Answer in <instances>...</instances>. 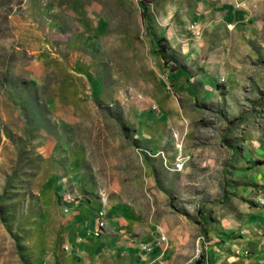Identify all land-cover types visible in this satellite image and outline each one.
<instances>
[{"label":"rangeland","instance_id":"obj_1","mask_svg":"<svg viewBox=\"0 0 264 264\" xmlns=\"http://www.w3.org/2000/svg\"><path fill=\"white\" fill-rule=\"evenodd\" d=\"M160 1L0 0V264H206L264 211V0Z\"/></svg>","mask_w":264,"mask_h":264},{"label":"crops","instance_id":"obj_2","mask_svg":"<svg viewBox=\"0 0 264 264\" xmlns=\"http://www.w3.org/2000/svg\"><path fill=\"white\" fill-rule=\"evenodd\" d=\"M193 1L200 11L217 13L225 23L238 21L242 24L248 19V12L244 8H248L252 0ZM242 3H245V7L240 6ZM177 6L178 4L174 0H162L154 9L158 18L167 24L166 26H170V30H172L171 24H174L171 23L173 18L177 20L180 17V13L176 10ZM165 34L173 39L171 38L172 32H168L166 29ZM185 47L188 50L195 49V46L191 44H187ZM262 200L264 199L262 198ZM262 200L261 206L264 207ZM242 211L245 219L243 216L231 214L218 222V229L215 230L218 233L213 235H215V242L220 243L206 247V264H264V211L246 207ZM246 211L249 212L246 213ZM99 224L102 225L101 220L98 226ZM75 229L83 231L87 227L77 224ZM161 240H166V236H161ZM163 243L165 244V242Z\"/></svg>","mask_w":264,"mask_h":264},{"label":"built area","instance_id":"obj_3","mask_svg":"<svg viewBox=\"0 0 264 264\" xmlns=\"http://www.w3.org/2000/svg\"><path fill=\"white\" fill-rule=\"evenodd\" d=\"M101 223H102V225H103V228L106 226V222H105V220L104 219H102L101 220ZM161 242H164V241H166V240H160Z\"/></svg>","mask_w":264,"mask_h":264},{"label":"bare ground","instance_id":"obj_4","mask_svg":"<svg viewBox=\"0 0 264 264\" xmlns=\"http://www.w3.org/2000/svg\"><path fill=\"white\" fill-rule=\"evenodd\" d=\"M72 199H73V198H72L71 196H69V195L67 196V201L70 202V201H72Z\"/></svg>","mask_w":264,"mask_h":264}]
</instances>
